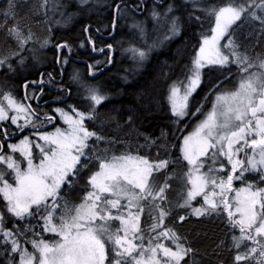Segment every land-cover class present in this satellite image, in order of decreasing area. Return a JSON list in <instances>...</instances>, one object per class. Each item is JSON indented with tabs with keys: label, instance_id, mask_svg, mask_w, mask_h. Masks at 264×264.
Returning <instances> with one entry per match:
<instances>
[{
	"label": "snow or ice",
	"instance_id": "snow-or-ice-1",
	"mask_svg": "<svg viewBox=\"0 0 264 264\" xmlns=\"http://www.w3.org/2000/svg\"><path fill=\"white\" fill-rule=\"evenodd\" d=\"M162 4L154 0L148 10L156 33L151 43L145 21L134 19L130 25L139 43L133 39L122 49L133 61L125 80L154 49L181 36L186 27L201 30L198 46L193 45L189 62L180 65L181 75L168 84L164 97L170 122L177 125L172 130L176 139L169 142L163 129L160 137L137 133L144 136L140 147L161 141L158 157L141 155L139 148L116 151L117 144L128 142L105 129L114 119L100 110L108 94L79 71L63 80L68 57L62 50H73L68 41L54 44L59 79L48 72L38 81L25 80L23 100L0 87V122L10 120L15 126L0 124V264H197L198 250L177 230V222L191 217L216 218L225 225L230 238L212 252L218 264H264V51L252 54L264 41V0H183L186 19L174 0L161 9ZM19 7L17 0H6L0 9V31L17 48L0 55V67L10 72L15 71L11 58L24 65L20 52H32L39 64L40 50L53 44L51 27L43 38L21 27ZM64 7L60 0H41L34 14L42 10L47 22L50 12H59V25L72 17L65 16ZM143 8V0L135 5L116 0L113 31L119 20ZM252 22H258V30ZM245 25L251 28L246 34L240 31ZM90 28L86 24L83 31L92 51L108 49L104 61L88 64L92 77L101 64H112L115 46L97 48ZM163 75L167 79L168 72ZM29 84L40 88L29 92ZM45 85L55 89L53 101L65 106L52 107L50 113L39 103H27L42 99ZM72 85L78 100H73ZM200 90L203 96L197 101ZM205 102L211 105L207 111L202 110ZM198 113L201 118L190 131H185L187 124L179 126ZM124 124L135 129L134 117L128 115ZM122 126L116 122L117 130ZM173 149L178 155H172ZM181 162L186 167L177 176V169L169 167ZM81 180L86 181L82 195L73 202L69 197ZM173 180L180 182L176 199L168 195Z\"/></svg>",
	"mask_w": 264,
	"mask_h": 264
},
{
	"label": "trees",
	"instance_id": "trees-1",
	"mask_svg": "<svg viewBox=\"0 0 264 264\" xmlns=\"http://www.w3.org/2000/svg\"><path fill=\"white\" fill-rule=\"evenodd\" d=\"M40 2L41 0H17L20 5L18 8L19 22L25 31L30 27L39 38L48 35V29L51 27L53 44L40 50L38 54L41 63L39 64L33 61V53L27 50L20 52V55L25 58L23 66L16 64V57L11 58L15 71L10 72L7 66L0 67V87L5 90L11 89L17 99L23 100L25 80L38 81L41 78V73H45L46 78L48 72H55L59 79L60 69L56 62L57 53L54 44L68 41L73 46V50L70 53L68 49L62 50V56L68 57V63L64 66L63 80L67 82L71 73L79 71L84 79L99 85L101 90L108 94V99L103 103L100 110L105 116L110 114L114 119L105 124V129L109 135L115 136L117 139L123 138L124 141L128 142L127 144H117L115 146L116 151L119 152L123 147H128L133 151L139 148L141 155H147L150 158L158 157L157 146L161 141H157V146L140 147L144 143V136L137 133L160 137L163 129L168 133L169 142L176 139L172 135V130L177 125L170 122V112L164 97L167 93L168 84L175 80L178 75H181L180 65L189 62L193 45L198 46V32L201 30L199 26L186 27L181 36L166 43L158 51L153 52L141 69L135 72L129 71L127 73L128 78L125 80L123 77L126 70L132 68L133 61L129 58L130 54L122 49L127 48L131 40L136 39L138 41V35L130 25L134 19L145 21V25L151 22V18H148V10L152 7L154 0H143L144 8L119 20L114 31L111 26L112 5L116 3V0H91L84 5H80L78 0H62V5H65L62 11L65 16L71 13L72 17L67 23L59 25L55 23V20L60 17L55 16L54 12L49 13L50 19L47 22L42 10L39 14H34L39 8ZM139 2L140 0H125V3L129 5H135ZM170 2H173V0H163V4L158 7L162 9L164 5ZM174 2L178 6V14H183L186 19L183 0H174ZM208 2L212 3L213 0H208ZM5 4L6 0H0V9H3ZM2 21L3 17L0 16V22ZM86 24L91 25L90 34L95 40L97 48L103 47L107 43H113L115 46L112 64L109 65L106 62L101 64L99 66L101 70L97 71L92 77L88 75V64L96 60L104 61L108 49L104 48L103 53L92 51L91 46L87 45L88 35L83 31ZM252 24L258 30V22H252ZM104 25L108 26L107 29L103 28ZM98 27L101 28V32L96 31ZM250 30V26L245 25L240 31L246 34ZM80 41L85 42V47L81 48L79 46ZM252 43L255 44L254 39ZM31 46L38 48V45ZM178 49L180 50L179 53L177 52ZM259 49L257 45L252 54L255 55ZM10 50H17L15 43L7 40L5 33L0 31V55H6ZM177 59H179V63H176ZM169 65L172 67L169 68ZM164 72H168L167 79L164 78ZM33 88L38 91L40 85L29 84L28 91L30 92ZM72 91L74 94L73 100H78L79 97L75 95L77 92L75 85H72ZM54 92L55 89L50 90L45 85L42 99L39 101L32 99L28 103L33 107L39 103L51 113L52 107L65 106L53 101L52 95ZM202 96L203 91L200 90L195 99L200 100ZM45 101H47L46 104ZM128 115L134 117L135 129L131 125L124 124ZM117 121L123 125L119 130L116 127ZM190 121L187 118L179 126L184 127ZM177 136H179V133H177ZM177 152L178 149H173L172 155L176 156ZM164 155H166L164 149H160L159 156L163 157ZM172 167L174 166L171 165L169 170ZM158 180H163L162 174L158 175ZM85 182V180H81L76 185L75 191L69 197L70 200L79 202V196L82 195ZM236 186H239L238 182H236ZM178 191V183H172L169 197L176 199ZM174 218L175 213L173 217L169 218L168 222L172 223ZM146 219V214L142 215V221ZM177 230L187 242H190L198 250V255L195 257L197 264H218L217 259L212 255L213 249L221 240L230 238L225 225L216 218L198 219L191 217L189 221L177 222ZM50 235L46 234L45 238ZM224 255L227 258L226 252Z\"/></svg>",
	"mask_w": 264,
	"mask_h": 264
},
{
	"label": "rangeland",
	"instance_id": "rangeland-1",
	"mask_svg": "<svg viewBox=\"0 0 264 264\" xmlns=\"http://www.w3.org/2000/svg\"><path fill=\"white\" fill-rule=\"evenodd\" d=\"M61 1L62 0H60V3H61ZM91 0H88V3L90 2ZM62 4V3H61ZM63 10V9H62ZM54 14H55V16H59V12H54ZM146 26V29H147V32H148V42L149 43H151V41H152V39L155 37V35H156V33L153 31V22H152V20H151V22L149 23V24H146L145 25ZM135 30V29H134ZM138 43H139V39H138V41H137ZM141 46H143V45H141ZM259 46V50H257L256 51V53L257 52H261V51H264V41H262V44L261 45H258ZM163 47V46H162ZM161 48V47H160ZM160 48H156V49H154L152 52H151V54L153 53V52H155V51H158ZM150 54V55H151ZM229 86H231V85H229ZM195 96H196V94H195ZM197 101H199V99H196ZM211 107V105H210V103H208V102H205L204 103V105H203V111H207L209 108ZM201 118V114H197V116L196 117H193V118H191V121H190V123L187 125L188 127L185 129V131H190L191 130V128H192V126L194 125V123L196 122V120H198V119H200ZM187 119V118H186ZM21 123H23V121H20ZM59 122V121H58ZM5 123H7V124H9L10 125V120L9 121H3V122H0V124H5ZM11 127L12 128H15V126L14 125H11ZM43 130V129H42ZM48 130H51V125H49L48 126ZM17 138H19V134H18V136H17ZM33 139H35V137H32ZM13 142H15V140H13ZM177 155H178V152H177ZM16 156L18 157L19 156V154L17 153L16 154ZM225 163H226V161H225ZM176 169H177V176H180V175H182V171H183V169L186 167V165L183 163V162H181V163H178V164H176V165H173ZM250 174V173H249ZM248 174V175H249ZM160 175V174H159ZM251 175H254V174H252L251 173ZM172 183H178V185L180 184V182H179V180H173V181H171V184ZM173 192V191H172ZM171 193V192H170ZM168 195H169V193H168ZM197 199H199V198H197ZM116 224H117V226H118V222H115ZM27 247H28V249H29V251H31L32 249H31V245L29 244V245H27Z\"/></svg>",
	"mask_w": 264,
	"mask_h": 264
},
{
	"label": "water",
	"instance_id": "water-1",
	"mask_svg": "<svg viewBox=\"0 0 264 264\" xmlns=\"http://www.w3.org/2000/svg\"><path fill=\"white\" fill-rule=\"evenodd\" d=\"M24 95H25V92L23 93V97H24ZM27 103H28V101H27Z\"/></svg>",
	"mask_w": 264,
	"mask_h": 264
}]
</instances>
